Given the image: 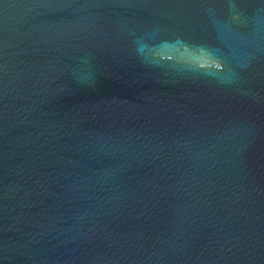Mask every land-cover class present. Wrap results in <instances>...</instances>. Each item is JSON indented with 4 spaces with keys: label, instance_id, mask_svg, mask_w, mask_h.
Listing matches in <instances>:
<instances>
[{
    "label": "water",
    "instance_id": "water-1",
    "mask_svg": "<svg viewBox=\"0 0 264 264\" xmlns=\"http://www.w3.org/2000/svg\"><path fill=\"white\" fill-rule=\"evenodd\" d=\"M0 264H264V0H0Z\"/></svg>",
    "mask_w": 264,
    "mask_h": 264
}]
</instances>
